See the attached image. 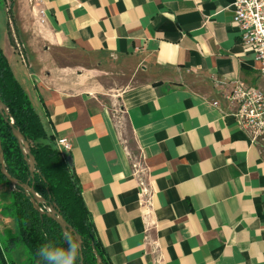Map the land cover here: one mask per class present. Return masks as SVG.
<instances>
[{
  "label": "crops",
  "instance_id": "crops-1",
  "mask_svg": "<svg viewBox=\"0 0 264 264\" xmlns=\"http://www.w3.org/2000/svg\"><path fill=\"white\" fill-rule=\"evenodd\" d=\"M7 1L0 49L45 133L70 143L111 264H264V137L226 101L264 77L233 0Z\"/></svg>",
  "mask_w": 264,
  "mask_h": 264
},
{
  "label": "trees",
  "instance_id": "trees-1",
  "mask_svg": "<svg viewBox=\"0 0 264 264\" xmlns=\"http://www.w3.org/2000/svg\"><path fill=\"white\" fill-rule=\"evenodd\" d=\"M8 18H11L10 9ZM0 102L6 107L13 127L30 146L35 160V175L30 180L28 166L12 135L11 128L0 115V152L8 175L18 184L32 186L34 192L44 200L42 210L55 206L63 220L78 234L82 243L76 264H111L99 240L82 200L81 187L73 172L69 156L63 158L55 147L53 136L47 135L38 115L21 86L15 80L8 62L0 49ZM11 189L10 183L0 173V186ZM0 215L11 219L16 233L0 239V264H42L37 250L45 243L67 248L60 228L46 216L34 211L29 198L21 188L10 192L9 204H0ZM22 246L26 259L17 263L12 255Z\"/></svg>",
  "mask_w": 264,
  "mask_h": 264
},
{
  "label": "built area",
  "instance_id": "built-area-1",
  "mask_svg": "<svg viewBox=\"0 0 264 264\" xmlns=\"http://www.w3.org/2000/svg\"><path fill=\"white\" fill-rule=\"evenodd\" d=\"M232 7V23L238 30L240 45L254 55L264 77V0H233ZM226 101L234 105L232 116L240 130L252 141L264 137V92L236 84ZM55 147L63 158L71 150L66 139L55 140Z\"/></svg>",
  "mask_w": 264,
  "mask_h": 264
},
{
  "label": "water",
  "instance_id": "water-1",
  "mask_svg": "<svg viewBox=\"0 0 264 264\" xmlns=\"http://www.w3.org/2000/svg\"><path fill=\"white\" fill-rule=\"evenodd\" d=\"M0 115L3 118V120L8 123V112L6 107L3 105L2 102H0ZM9 127L11 128V132L13 137L15 138L17 145L21 151V155L23 157V160L25 161L26 165L28 166V171L30 175V180L33 182L34 175L36 173L35 171V160L30 152V146L28 142L25 140V138L22 136V134L13 127L12 121L8 123ZM0 173L5 177V179L10 183L11 189L14 191L16 188H21L27 198H29V201L34 209L40 216H46L48 219L52 220L61 230L63 236H65V233H71V235L74 238H77L80 240V237L78 234L72 229L71 226H69L63 218L59 215V213L56 210L55 206H50L46 210H42L40 208V204H44V200L40 198L33 190L32 186H28L27 184L20 185L18 184L13 178H11L4 166L3 162V156L0 152ZM81 250H82V243H81ZM81 253V251H80ZM97 264L100 263L99 257L95 254Z\"/></svg>",
  "mask_w": 264,
  "mask_h": 264
},
{
  "label": "clouds",
  "instance_id": "clouds-1",
  "mask_svg": "<svg viewBox=\"0 0 264 264\" xmlns=\"http://www.w3.org/2000/svg\"><path fill=\"white\" fill-rule=\"evenodd\" d=\"M64 241L67 244L66 249L45 243L37 250L42 264H76L81 251L80 240L71 233H65Z\"/></svg>",
  "mask_w": 264,
  "mask_h": 264
},
{
  "label": "rangeland",
  "instance_id": "rangeland-1",
  "mask_svg": "<svg viewBox=\"0 0 264 264\" xmlns=\"http://www.w3.org/2000/svg\"><path fill=\"white\" fill-rule=\"evenodd\" d=\"M10 8V4L7 0H0V10H6V15L8 17V10ZM1 14V13H0ZM1 20V17H0ZM69 59L71 60L72 57H69ZM7 187V186H6ZM5 194H3L2 192H0V200H4L5 199ZM14 233H16V228L14 226ZM8 234H12L11 232H1L0 230V239L7 237ZM13 259L17 262V263H22L23 261H25L26 259V254L25 251L23 249V247L20 245L19 248L15 251V253H13L12 255Z\"/></svg>",
  "mask_w": 264,
  "mask_h": 264
}]
</instances>
